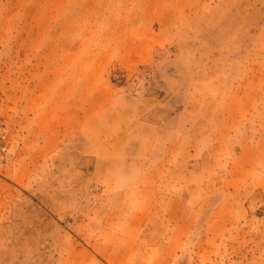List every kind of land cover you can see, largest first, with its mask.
Instances as JSON below:
<instances>
[{"label": "rangeland", "instance_id": "obj_1", "mask_svg": "<svg viewBox=\"0 0 264 264\" xmlns=\"http://www.w3.org/2000/svg\"><path fill=\"white\" fill-rule=\"evenodd\" d=\"M259 1L0 0V117L11 137L0 164V264H76L83 246L42 207L45 174L60 172V132L70 168L75 146L140 117L169 126L162 150L180 170L196 166L193 193L155 186L180 218L166 225L157 263L264 264ZM72 176L66 207L84 209L97 196L85 175L70 190ZM120 244L113 252H125ZM137 247L125 264L144 260Z\"/></svg>", "mask_w": 264, "mask_h": 264}, {"label": "crops", "instance_id": "obj_2", "mask_svg": "<svg viewBox=\"0 0 264 264\" xmlns=\"http://www.w3.org/2000/svg\"><path fill=\"white\" fill-rule=\"evenodd\" d=\"M259 3L256 0L254 5ZM148 98L142 97L143 100ZM44 127L62 131L66 126L61 124L57 127L44 122ZM174 127L173 123L170 128ZM167 128V124L140 117L126 128L117 129L112 135L105 133V136L97 137L87 150H84L83 145L75 146L71 150L74 162L68 168L73 173L72 177H75V180L71 178V182L76 185H71L70 190L76 189L80 176L85 175L81 181H90L89 192L97 196L86 203L84 209H80L84 207L80 200L76 201L80 206L71 209L66 207L64 193L69 191V187L65 184L68 179L64 177L69 169L60 162L63 161L64 150L67 151V142L64 141H68V138H62L60 132V172L55 173L50 167L45 174L42 207L60 226H63L64 221V228L68 226L67 230L83 246L79 249L83 255L78 256L76 264H125L134 255L137 246H141L144 259L140 264H158L165 252L161 246L163 241H167L166 225L175 226L179 224L180 218L176 212L177 204L169 200L162 204L155 186H162L167 192L169 189L178 192L180 187L182 192L189 194L196 191L195 183L190 184L196 166L188 164L184 170H180L176 154L169 151V147L166 151L162 150L165 145L162 146L161 142L166 138L164 132ZM172 130L169 129L171 133ZM174 143H177L176 139L169 144L171 146ZM153 149L157 152H153ZM199 189H208L207 184L203 183ZM157 209L168 210L167 217L158 216ZM111 241L116 243L113 245ZM124 242L125 252H113L120 249V243ZM104 246H107V250ZM174 254L178 256L176 252L172 256Z\"/></svg>", "mask_w": 264, "mask_h": 264}, {"label": "built area", "instance_id": "obj_3", "mask_svg": "<svg viewBox=\"0 0 264 264\" xmlns=\"http://www.w3.org/2000/svg\"><path fill=\"white\" fill-rule=\"evenodd\" d=\"M10 145L11 137L4 120L0 117V164L7 159Z\"/></svg>", "mask_w": 264, "mask_h": 264}]
</instances>
